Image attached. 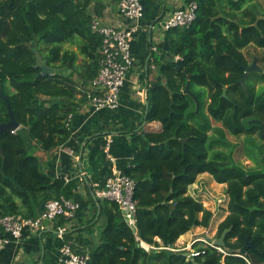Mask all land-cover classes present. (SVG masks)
<instances>
[{"label": "trees", "instance_id": "obj_1", "mask_svg": "<svg viewBox=\"0 0 264 264\" xmlns=\"http://www.w3.org/2000/svg\"><path fill=\"white\" fill-rule=\"evenodd\" d=\"M99 1L0 0V123L10 121L11 108L20 124L15 132L0 133V217L36 218L46 202L75 197L78 181L51 178L32 151L50 153L67 143L69 116L96 93L91 82L102 39L92 31L90 7ZM194 1L196 20L166 30L168 50L153 54L162 82L148 89L144 120L123 126L133 132V160L125 174L136 184V227L116 203L99 200L104 226L98 242L63 235L61 246L87 251L90 264H264V171L232 163L216 151L230 143L210 139L213 119L235 137L258 136L264 144V90L256 89L264 69L241 83L250 66L245 50L264 51V12L253 0ZM37 56L55 73L40 76ZM195 86L207 89L206 108V93ZM143 122H158L161 129L135 131ZM203 174L227 185L229 214L217 238L229 232L222 251L203 241L192 245L193 252L180 250L175 245L182 236L208 228L213 219L189 193ZM67 223L61 218L54 229ZM247 239L254 248L243 256Z\"/></svg>", "mask_w": 264, "mask_h": 264}, {"label": "crops", "instance_id": "obj_2", "mask_svg": "<svg viewBox=\"0 0 264 264\" xmlns=\"http://www.w3.org/2000/svg\"><path fill=\"white\" fill-rule=\"evenodd\" d=\"M192 1L141 0L144 18L133 37L131 47L134 68L121 91L119 108L96 112L90 105L83 104L79 112L73 114L72 134L67 143L50 153L38 149L32 151L39 158L42 171L51 178L78 181L72 200L80 208L76 217L64 226L76 239L87 238L98 242L100 238L104 221L99 220L101 206L95 192L98 187L104 186L108 178L118 172H125L130 166L133 160V132L124 130L123 126L133 119L136 123L144 120L150 107L148 89L162 82L153 60L154 53H159L161 49L168 50L162 26L177 9ZM254 3H258L259 10L264 12V0H253ZM90 13L94 19L98 18L108 25H130L121 17L117 0L94 2ZM144 128L158 131L161 124L143 122L135 131H143ZM93 225V232L86 231L87 227ZM62 242L54 228L39 235L28 231L18 244L13 243L0 251V264H58Z\"/></svg>", "mask_w": 264, "mask_h": 264}, {"label": "built area", "instance_id": "obj_3", "mask_svg": "<svg viewBox=\"0 0 264 264\" xmlns=\"http://www.w3.org/2000/svg\"><path fill=\"white\" fill-rule=\"evenodd\" d=\"M118 7L121 17L130 23L128 27L108 25L99 19L93 20L91 25L92 31L100 35L102 39L98 74L91 82V88L96 93L89 95V105L96 112L119 108L121 91L134 68L131 47L133 37L140 29V22L144 18V8L141 0H118ZM197 10L198 4L195 1L177 9L163 24V29L166 31L172 27L191 25L197 18ZM72 118L73 115H70L67 123L70 129ZM135 187L133 179L125 172H118L108 178L104 186L98 187L95 192L96 199L116 203L128 225L133 229L136 227ZM79 208L76 201L60 197L46 202L43 211L36 218L0 217V251L13 243L18 244L28 231L39 235L54 228L61 218L71 222L76 217ZM66 231L65 227L57 229L62 240ZM196 241H203L222 251L213 241L209 242L210 240L205 239ZM141 246L146 250L153 248L143 242ZM196 255L198 254L192 253L193 257ZM90 262V254L87 251L78 252L71 243H63L59 249L58 264H90Z\"/></svg>", "mask_w": 264, "mask_h": 264}, {"label": "rangeland", "instance_id": "obj_4", "mask_svg": "<svg viewBox=\"0 0 264 264\" xmlns=\"http://www.w3.org/2000/svg\"><path fill=\"white\" fill-rule=\"evenodd\" d=\"M245 53L250 65L253 63L254 58L257 57V66L264 69V62L259 59L264 57L263 50L251 46L245 50ZM195 89L206 93L203 95L204 108H206L209 101L207 89L198 86H195ZM256 89L258 91L264 90V81L259 82L256 85ZM211 123L214 129L210 132V139H222L231 145V147H226L220 144L216 151L228 156V160L234 164L243 165L251 170L264 171V144L258 136L247 137L242 135L235 137L215 120L211 119ZM189 193L200 200L204 207L213 213V219L208 228H195L177 241L178 249L192 252V245L199 238H209L213 242L218 240L219 225L229 214V196L227 194V185L216 183L209 174L200 175L196 183L190 187Z\"/></svg>", "mask_w": 264, "mask_h": 264}, {"label": "water", "instance_id": "obj_5", "mask_svg": "<svg viewBox=\"0 0 264 264\" xmlns=\"http://www.w3.org/2000/svg\"><path fill=\"white\" fill-rule=\"evenodd\" d=\"M256 61H257V57L254 58L253 63L250 66L246 67V73L244 75V78L241 80V83L243 85H245L246 78L249 74L256 73V72L257 73L263 72V69H261L257 66ZM36 67L41 68V70H42L40 73V76L43 74H54L55 73L54 69L49 67L46 64V60L42 59L40 56H37ZM187 91L188 90H186V92ZM0 95L3 97V91L2 90H0ZM9 115H10V121L9 122L3 123V124L0 123V133L6 132V131L15 132V131L20 129V124L16 121L15 115H14L13 111L11 110V108H9ZM1 172L3 173V168L1 169ZM9 179L11 181H13L15 184H17V181L14 177L9 178ZM99 215H100V211L98 213V216ZM224 239H225V235H223L220 239L214 241V244L217 247H223L224 246ZM246 242L247 243H246L245 247L241 250V255H243V256L247 254V252L250 248H254L253 242H250L248 239L246 240Z\"/></svg>", "mask_w": 264, "mask_h": 264}, {"label": "flooded vegetation", "instance_id": "obj_6", "mask_svg": "<svg viewBox=\"0 0 264 264\" xmlns=\"http://www.w3.org/2000/svg\"><path fill=\"white\" fill-rule=\"evenodd\" d=\"M228 232H229V230H228V229H227V230H225V231H224V233L222 234V236H223V235H225V238H226V235H227V233H228ZM222 236H221V237H222ZM221 237H220V238H221ZM220 238H219V239H220ZM224 241H225V239H224ZM246 243H247V242H246ZM250 249H252V248H250Z\"/></svg>", "mask_w": 264, "mask_h": 264}, {"label": "clouds", "instance_id": "obj_7", "mask_svg": "<svg viewBox=\"0 0 264 264\" xmlns=\"http://www.w3.org/2000/svg\"><path fill=\"white\" fill-rule=\"evenodd\" d=\"M207 241H209V240H207Z\"/></svg>", "mask_w": 264, "mask_h": 264}]
</instances>
